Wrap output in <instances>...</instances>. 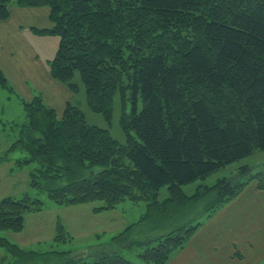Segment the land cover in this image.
Here are the masks:
<instances>
[{
  "label": "trees",
  "instance_id": "16d2710c",
  "mask_svg": "<svg viewBox=\"0 0 264 264\" xmlns=\"http://www.w3.org/2000/svg\"><path fill=\"white\" fill-rule=\"evenodd\" d=\"M12 3L49 8L52 28L36 31L60 36L53 80L76 91L80 73L89 107L109 125L121 95L127 143L89 125L71 102L59 115L36 96L23 101L27 123L7 152L26 155L19 168L38 163L31 188L60 206L102 202L101 212L129 200L146 203L147 212L112 245L80 255L43 257L2 236L1 248L33 256L28 264H135L121 251L140 245L148 247L143 264H167L248 184L264 188V171L249 169L242 181L221 179L192 195L183 189L264 151V0H0V22L10 19ZM0 87L13 91L1 70ZM165 187L170 199L160 201ZM209 194L216 197L205 216L199 204ZM43 207L29 193L3 198L0 232L22 231L25 215ZM58 231L56 241H64V226Z\"/></svg>",
  "mask_w": 264,
  "mask_h": 264
},
{
  "label": "rangeland",
  "instance_id": "374dc122",
  "mask_svg": "<svg viewBox=\"0 0 264 264\" xmlns=\"http://www.w3.org/2000/svg\"><path fill=\"white\" fill-rule=\"evenodd\" d=\"M10 8V19L0 22V70L5 73L9 84L15 89L11 92L0 87V200L11 195L22 198L29 193L33 198L42 200L44 207L41 211L25 215L22 231L4 230L0 232V236L25 251H36L43 257L53 250L70 251L74 255H80L89 252L87 250L108 247L112 245L114 237L128 231L144 217L147 212L146 203L127 200L115 210L101 212L96 211L95 207L103 205L102 202L60 206L52 201L45 191L31 188L30 173L38 169V163L19 168L17 160L26 155L20 151H7L27 123L23 100L28 101L34 96L42 97L46 105L56 108L60 114L63 113L66 103L71 102L83 111L89 125L108 129L113 138L126 144L127 139L120 125L122 97L118 93L114 98L113 119L109 125L103 114L96 113L89 107L80 73H76L72 80L77 84L76 91H71L66 85L52 79L51 64L59 50L60 36L36 31L52 28L49 8H20L13 3ZM125 104L127 111L131 112V101ZM249 169H252V174L264 171V151H257L205 179L184 186L183 189L186 194L192 195L202 185L211 187L221 182V179L224 185L227 182L232 184L239 181L241 175ZM242 180L241 178L240 181ZM220 184L217 189L222 188L219 187ZM210 195L199 204V211L205 216L210 213L209 211L205 214L206 209L212 206L210 200L216 197L215 194ZM170 196V191L166 187L162 188L159 200L170 199ZM60 225L64 226L68 237L57 242ZM146 249L147 246L135 245L133 248L122 249L121 252L133 263L143 264L140 254ZM32 257L24 254L19 257L0 247V264H28Z\"/></svg>",
  "mask_w": 264,
  "mask_h": 264
},
{
  "label": "crops",
  "instance_id": "0c3cea01",
  "mask_svg": "<svg viewBox=\"0 0 264 264\" xmlns=\"http://www.w3.org/2000/svg\"><path fill=\"white\" fill-rule=\"evenodd\" d=\"M203 222L167 264L264 263V188L256 181Z\"/></svg>",
  "mask_w": 264,
  "mask_h": 264
}]
</instances>
